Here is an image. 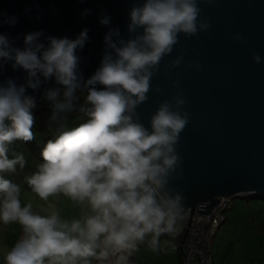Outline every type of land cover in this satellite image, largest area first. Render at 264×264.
Here are the masks:
<instances>
[{
	"label": "clouds",
	"instance_id": "clouds-1",
	"mask_svg": "<svg viewBox=\"0 0 264 264\" xmlns=\"http://www.w3.org/2000/svg\"><path fill=\"white\" fill-rule=\"evenodd\" d=\"M200 5L201 0H133L124 34L101 10L98 23L108 27L101 58L87 77L79 54L89 39L87 27L73 37L43 29L16 36L0 32V70L7 65L23 73L19 83L10 76L0 80V225L21 227L13 246L0 253V264H133L140 245L159 251L161 236L177 230L183 195L172 182L183 173L178 145L191 116L188 99L172 80L176 91L157 103L147 126L137 109L150 92L159 93L152 83L158 72L167 76L184 63L180 52L161 65L180 37L211 27ZM89 14V8L79 13ZM17 22L15 13H0V25ZM233 39L246 43L239 33ZM251 58L264 62L254 51ZM187 66L201 69L198 62ZM41 88L52 138L34 170L14 182L6 174L23 169L26 158L10 146L35 138L37 102L28 89ZM22 184L46 205L22 204ZM50 196L67 198L78 214L61 215Z\"/></svg>",
	"mask_w": 264,
	"mask_h": 264
},
{
	"label": "water",
	"instance_id": "water-1",
	"mask_svg": "<svg viewBox=\"0 0 264 264\" xmlns=\"http://www.w3.org/2000/svg\"><path fill=\"white\" fill-rule=\"evenodd\" d=\"M133 0H0V13H15V26L0 25L10 36L43 29L46 34L73 37L88 28V41L80 51L81 70L87 77L97 66L103 49L102 37L108 26L98 23L101 10L112 16L124 34L127 10ZM138 2V0H137ZM202 15L211 27L196 37L181 36L173 52L161 65L180 52L184 63L158 72L153 78L159 93L150 92L149 100L137 109L147 126L149 114L157 103L176 90L177 80L188 99L191 113L181 135L178 151L183 157L180 180L172 182L183 195V215L190 228L194 215H210L213 209L235 196L264 198V62L254 63L251 53L264 57V0H201ZM91 9L81 17L80 11ZM239 33L246 43L233 39ZM21 40H16L19 46ZM198 62L201 69L187 66ZM14 77L21 82L23 73L10 66L0 70V80ZM43 88L36 93L42 100Z\"/></svg>",
	"mask_w": 264,
	"mask_h": 264
},
{
	"label": "rangeland",
	"instance_id": "rangeland-1",
	"mask_svg": "<svg viewBox=\"0 0 264 264\" xmlns=\"http://www.w3.org/2000/svg\"><path fill=\"white\" fill-rule=\"evenodd\" d=\"M80 96L82 100V94H80ZM45 102L46 101L42 99L37 104L40 106L44 105ZM34 116L36 117V121L33 126V130L35 131L36 136L31 141L36 145H42L46 142V140L52 138V132L48 127V116L47 114L44 115L41 113ZM72 118L75 119V116ZM18 143V147L21 148L24 147L23 144H26L25 141ZM36 161L38 162V160ZM32 165L35 168L34 163H32ZM29 170L30 169L28 168L27 173H29ZM29 201L34 204V207L37 205H46V202L40 201L35 194L30 200L21 203L23 204ZM49 201L55 203L60 208L61 215L63 216L71 217L78 214L79 210L77 206L67 198L61 197L57 199L50 196ZM68 203L71 204L72 208L74 207L73 210ZM263 206L264 199H257L251 196H235L232 199L231 208L226 213L227 219L225 224H222L213 233H211L212 231H210V229L206 231L209 235L211 233L213 247L211 248L212 254H210V256H212V259L216 261L215 264L264 263ZM16 228L19 230L21 227L16 223H10L6 226L0 225V234L3 230L5 232L0 235V246L7 247L12 245V238H7L5 235L9 234V232L10 234L13 233ZM179 229L180 228L178 227L177 232H179ZM184 236H186V234ZM5 238H7L6 242ZM160 239L161 246L159 251L153 252L146 245H140L138 253H136V261L134 264H178L179 260L177 255L169 247L172 243L171 238L161 237ZM218 251H221L219 255L217 253ZM255 255H257L258 259H255Z\"/></svg>",
	"mask_w": 264,
	"mask_h": 264
},
{
	"label": "built area",
	"instance_id": "built-area-1",
	"mask_svg": "<svg viewBox=\"0 0 264 264\" xmlns=\"http://www.w3.org/2000/svg\"><path fill=\"white\" fill-rule=\"evenodd\" d=\"M230 201H225L216 206L210 215H194L190 221V228L187 231L188 216L182 214L178 225L183 227V235L179 238V241L172 244V248L176 249L178 253L180 252L183 258V264H208L205 254L207 245H211V233L209 235L206 231L209 229L210 231H214L224 222V214L230 207ZM184 233L186 236H184Z\"/></svg>",
	"mask_w": 264,
	"mask_h": 264
},
{
	"label": "trees",
	"instance_id": "trees-1",
	"mask_svg": "<svg viewBox=\"0 0 264 264\" xmlns=\"http://www.w3.org/2000/svg\"><path fill=\"white\" fill-rule=\"evenodd\" d=\"M38 113H41V114H47V116H49V114H50V109H49V107H48V104H47V102H45V104L44 105H40V106H38V104H37V106H36V108L35 109H33V114L34 115H36V114H38ZM18 142H21V141H16V142H14L11 146H10V148H11V151H13V152H22V153H25L24 155H25V158H26V167H24L23 169H18L15 173H10V174H6L7 176H8V178H10L11 180H13L14 182H18V183H22V179H23V176L24 175H26V173H27V169L29 168L30 170H29V173L31 172V171H33L34 170V167H33V165H32V163H34V166H35V164L37 163V161L36 160H38V162L39 161H41V156H40V152H41V149L43 148V146H44V144H42V145H36V144H34L32 141H25V145L23 144V146L25 147H18L19 145V143ZM11 154V153H10ZM32 166V167H31ZM28 167V168H27ZM28 174V173H27ZM28 188H27V186L26 185H23L22 184V191H21V202H23V199H24V197H25V195L26 194H23V192L24 191H26ZM29 192L31 193V191L29 190ZM34 195V194H33ZM24 196V197H23ZM259 199H264V198H259ZM27 200H30L29 198L27 199ZM232 201V200H231ZM231 201H230V207H229V209L225 212V214H224V218H226V213L230 210V208H231ZM227 219V218H226ZM226 219H225V222H226ZM225 222H223V223H221L217 228H216V230L222 225V224H225ZM178 227L180 228L179 229V232H177V230L174 232V233H172V234H165V235H162L161 237H169V238H171V241H172V243L170 244V249H172L174 252H175V254L177 255V258H178V260H179V262H178V264H183V258H182V256H181V254H180V252L178 253V251L176 250V249H173L172 248V244H174V243H176L177 241H179V238L183 235L182 234V232H183V227L182 226H180V225H178ZM178 227H177V229H178ZM9 230V229H8ZM212 232H213V230H211ZM15 232V231H14ZM211 232V233H212ZM5 232H4V230H3V232L0 234V235H2V234H4ZM8 233V232H7ZM10 235V232H9V234H6L5 236L7 237V236H9ZM210 240H211V245L209 246V245H207V251H206V254H205V257H207V262H208V264H210V251H211V248H212V237H211V235H210ZM11 248V247H10ZM9 248V249H10ZM4 249H6L7 250V248H4ZM166 249V248H165ZM168 249V248H167ZM3 252V251H2ZM1 251H0V253H2ZM137 253V252H136ZM136 253H134V255L131 257V260H132V262H133V264H134V262L136 261L135 260V258H136ZM258 264H261V263H258Z\"/></svg>",
	"mask_w": 264,
	"mask_h": 264
},
{
	"label": "crops",
	"instance_id": "crops-1",
	"mask_svg": "<svg viewBox=\"0 0 264 264\" xmlns=\"http://www.w3.org/2000/svg\"><path fill=\"white\" fill-rule=\"evenodd\" d=\"M23 194H26L25 195V197H24V199H23V202H26L27 201V199L29 198V199H31L34 195L32 194V193H30L29 192V189H27L26 191H24L23 192ZM70 206H71V204L70 203H68ZM264 207V206H263ZM71 208H72V206H71ZM74 209V207L72 208V210ZM226 218H227V216H226ZM258 225V224H257ZM18 228H16L15 229V232H13V233H11L9 236H7V238H12V240H11V242H12V245L11 246H7V247H5V246H0V251L2 252V251H4V250H6V249H4V248H7V249H9L10 247H12L13 246V244L16 242V240L19 238V236H20V234H21V228L19 229V230H17ZM262 231V230H261ZM264 232V231H263ZM263 236H264V234H263ZM7 238H5V242H6V239ZM263 244V243H262ZM261 244V245H262ZM212 247H213V243H212ZM222 251V250H221ZM221 251H218L217 253H218V255H219V253H221ZM137 253H138V251H137ZM210 254H212V251L210 252ZM217 255V256H218ZM218 257H220V256H218ZM212 259V256H210V264H215L216 263V261H214L213 259ZM255 259H258L257 258V255H255ZM264 262V261H263ZM219 264H221V263H219Z\"/></svg>",
	"mask_w": 264,
	"mask_h": 264
}]
</instances>
